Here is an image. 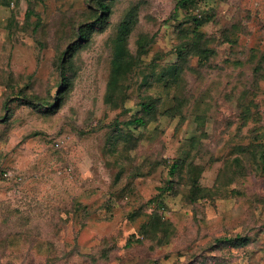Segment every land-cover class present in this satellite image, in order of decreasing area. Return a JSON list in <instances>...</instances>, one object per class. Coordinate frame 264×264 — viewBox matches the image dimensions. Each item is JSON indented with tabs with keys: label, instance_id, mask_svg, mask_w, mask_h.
Instances as JSON below:
<instances>
[{
	"label": "rangeland",
	"instance_id": "obj_1",
	"mask_svg": "<svg viewBox=\"0 0 264 264\" xmlns=\"http://www.w3.org/2000/svg\"><path fill=\"white\" fill-rule=\"evenodd\" d=\"M110 3L0 0V264H264V0Z\"/></svg>",
	"mask_w": 264,
	"mask_h": 264
},
{
	"label": "trees",
	"instance_id": "obj_2",
	"mask_svg": "<svg viewBox=\"0 0 264 264\" xmlns=\"http://www.w3.org/2000/svg\"><path fill=\"white\" fill-rule=\"evenodd\" d=\"M111 0H109L108 2L104 1V0H97L100 8L103 9V13L104 16L102 15H98L96 16V18H94L93 20H91L90 22H88V25H86L84 27V29L81 30V32L78 34V37H80V39H84V40H88L90 38V34L92 29L97 26L98 24H101L102 22H104L106 16L108 15V13L111 11ZM134 19H132V17H128L124 20V22L122 23L121 27H120V34L118 37V45L121 46V48H118V63H121V56L124 53L125 50V46L123 44L124 42V37L131 31V29H133L134 26ZM80 44H76L74 45V47L70 50V52H75V50H77L79 48ZM67 51H69V48H67L64 52L66 53ZM73 53H70L71 56ZM70 62V59H63L62 58V63H61V72L60 74L62 75V87H66L69 88L72 84V80L70 75L67 72V62ZM68 62V63H69ZM58 98V97H56ZM63 95L59 96V99L62 100ZM56 100V99H55ZM30 102V101H29ZM143 107L144 109L147 111V113H152V111L154 110L155 104L151 101H144L143 103ZM52 104H48V102H42V103H37L35 105V107L38 108H43V107H51ZM145 122V116L144 115H139L134 117L133 119L127 120L125 121V123L127 124H143ZM179 167V163H173L172 165V172H175L176 169ZM150 205L153 206V209L156 210V212H165L166 210V204L164 201H162L161 197H153L150 200ZM151 206V207H152ZM218 242L221 244H224L228 247H243L245 245H247L250 242V236L249 235H241V234H237L236 236L233 237H222L218 239Z\"/></svg>",
	"mask_w": 264,
	"mask_h": 264
},
{
	"label": "built area",
	"instance_id": "obj_3",
	"mask_svg": "<svg viewBox=\"0 0 264 264\" xmlns=\"http://www.w3.org/2000/svg\"><path fill=\"white\" fill-rule=\"evenodd\" d=\"M4 174H5L6 177L12 176V173L10 171H5Z\"/></svg>",
	"mask_w": 264,
	"mask_h": 264
}]
</instances>
